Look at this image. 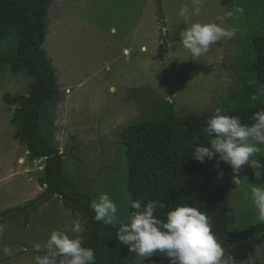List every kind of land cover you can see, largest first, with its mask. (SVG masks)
Listing matches in <instances>:
<instances>
[{
  "label": "rangeland",
  "instance_id": "374dc122",
  "mask_svg": "<svg viewBox=\"0 0 264 264\" xmlns=\"http://www.w3.org/2000/svg\"><path fill=\"white\" fill-rule=\"evenodd\" d=\"M184 5L192 10L191 0H53L48 9L43 48L56 70L58 96L42 127L65 152L67 172L84 176L96 195H111L119 222L126 218L129 202L122 129L162 110L166 102L176 115L238 105L239 99L230 105L228 96L240 91L242 84L229 66L242 69L252 55L253 38L264 35V0H232L229 5L204 0L200 15H193L189 24L179 16ZM237 5L244 8L243 15L225 18ZM221 18L222 26L237 29L236 35L212 45L198 60L191 59L180 41L181 31L191 22L220 24ZM10 43L13 36L0 40L3 52L10 50ZM162 44L166 50L158 57ZM32 80L23 70L12 72L0 65V225L5 229L0 236V264H35L36 256L46 254L51 232L70 231L78 219L57 196L36 210L27 205L41 199L43 188L37 178L43 159L27 158L14 138L13 106L4 103L3 94H25ZM257 158L264 161V156ZM253 173L244 165L239 180L234 178L227 210L230 233L258 222L249 193L264 178ZM23 206L25 210L18 209ZM5 246L11 255L3 252ZM224 251L223 264H264V234ZM144 264L170 261L156 253Z\"/></svg>",
  "mask_w": 264,
  "mask_h": 264
},
{
  "label": "trees",
  "instance_id": "16d2710c",
  "mask_svg": "<svg viewBox=\"0 0 264 264\" xmlns=\"http://www.w3.org/2000/svg\"><path fill=\"white\" fill-rule=\"evenodd\" d=\"M52 1L0 0V40L14 37L9 51L3 52L0 48V65L8 66L12 72L23 70L33 78L27 93L3 94L4 103L13 106L10 122L15 128L14 138L24 147L27 158L43 159L41 175L37 178L43 188L41 199L27 205L36 210L57 196L64 208L78 216L79 220L87 221V231L82 234L83 245L94 249L96 264H136L135 253L130 252L128 246L116 237L119 223L105 226L95 221L90 202L98 199V194L90 189L84 176L67 172L65 152L59 151L42 127L47 109L55 105L58 96L56 70L43 48ZM231 2L221 0L223 5ZM165 50V44L160 45L157 56L161 57ZM239 66L233 64L229 67L236 70L242 88L230 92L228 97L232 101L230 105L233 99L241 102L233 107L228 104L222 111L251 124V114L264 109V35L253 38L250 60L244 63L242 69ZM253 94H258L260 98L252 101ZM215 110L176 115L172 104L166 102L162 110H154L151 116L122 129L120 141L124 146V174L129 202L126 218L120 223L130 222V216L135 211L131 207L132 200L143 203L156 200L163 205L156 211L161 219H165L168 209L177 204L194 206L206 212L223 248L264 234V223L260 222L228 232L227 210L235 183L231 166L221 161L216 167L215 159L201 163L192 156L195 146L207 144L209 137L201 130ZM18 209L25 210L24 206ZM160 255L170 261L166 255Z\"/></svg>",
  "mask_w": 264,
  "mask_h": 264
},
{
  "label": "clouds",
  "instance_id": "9594fccd",
  "mask_svg": "<svg viewBox=\"0 0 264 264\" xmlns=\"http://www.w3.org/2000/svg\"><path fill=\"white\" fill-rule=\"evenodd\" d=\"M192 10L187 5L179 9L183 22L189 24L193 15L199 16L204 0H191ZM244 8L237 5L225 13V18L243 15ZM216 22H191L190 26L181 31L182 46L191 54V59L198 60L210 51L212 45L222 40L232 39L237 32L235 28H227ZM150 62L145 63L148 69ZM251 83V82H250ZM258 94L251 96L252 101L258 100ZM251 124L242 122L239 116L225 114L217 108L201 131L207 134L206 145L193 148L192 156L201 163L206 160L224 162L231 166L233 178L239 180L238 174L244 165L254 170V176L264 178V109L251 114ZM220 175H223L220 173ZM249 198L257 210V220L264 223V183L253 184ZM94 210V219L103 225H117L118 241L128 246L130 252L137 257L136 264H144L147 257L160 253L170 259V264H223L224 248L212 230L208 214L194 206L177 204L170 207L166 218L156 214L158 207H163L156 200L143 203L132 200L131 207L135 211L129 223H120L118 205L106 193L90 202ZM86 220L73 222L70 231L53 230L46 242V254L35 257V264H96L95 251L83 245V233L87 231ZM0 225V236L4 233ZM39 250L40 246H35ZM3 252L11 255V249L5 246Z\"/></svg>",
  "mask_w": 264,
  "mask_h": 264
}]
</instances>
